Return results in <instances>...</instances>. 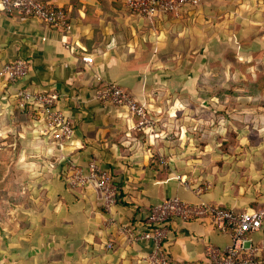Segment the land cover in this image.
Returning a JSON list of instances; mask_svg holds the SVG:
<instances>
[{
  "label": "crops",
  "instance_id": "1",
  "mask_svg": "<svg viewBox=\"0 0 264 264\" xmlns=\"http://www.w3.org/2000/svg\"><path fill=\"white\" fill-rule=\"evenodd\" d=\"M44 1L66 9L70 32L49 30L0 8V70L17 59L29 65L16 82L0 77V142L9 140L4 150L18 156L1 168L21 184L0 212V264H148L153 242L131 232L144 229L151 208L174 198L264 212V163H256L254 150L236 151L239 156L222 165L216 163L219 156L206 161L162 138L153 116L164 108L172 117L189 104L184 99L200 101L202 74L223 64L230 52L250 71L261 67L264 73V0H205L179 16L153 21L131 15L124 0ZM110 85L143 105L151 125L100 101L99 93ZM22 89L58 96L57 108L74 133L56 156L84 172L92 162L111 172L119 192L116 205L105 207L91 186L67 188L59 160L38 161L47 156L48 139L37 140L31 112L18 106L15 96ZM166 101H173L172 107L167 102L162 108ZM185 131L176 130L180 147ZM13 139L20 146L8 144ZM247 238L264 260V220ZM231 243V232L210 220L175 218L167 225L164 248L172 264H211L208 250L221 253Z\"/></svg>",
  "mask_w": 264,
  "mask_h": 264
},
{
  "label": "built area",
  "instance_id": "2",
  "mask_svg": "<svg viewBox=\"0 0 264 264\" xmlns=\"http://www.w3.org/2000/svg\"><path fill=\"white\" fill-rule=\"evenodd\" d=\"M204 2L205 0H124V6L131 15L153 21L171 14L179 16L188 9L201 6ZM0 8L9 13H17L22 18L40 22L52 31L70 32L72 29L66 9L44 0H0ZM82 60L87 63L94 62L91 56H83ZM28 71V63L23 59H17L3 66L0 77L16 82L24 78ZM15 97L21 107L32 108L31 117L47 138L60 143L71 140L74 127L57 108L56 94L22 89ZM98 99L115 107L126 108L142 119L140 125H151L146 108L139 105L117 85L106 87L99 93ZM178 178L182 179L180 176ZM68 180L72 189L93 187L107 208L118 202L119 192L114 178L96 162L90 163L87 172L70 165ZM175 218L210 220L217 229L231 232L232 243L221 253H216L213 249L208 250L211 264H264L258 248L245 246L247 236L262 228L264 212H236L204 201L192 204L178 198L166 200L153 208L144 223V229L137 234L131 232L135 237L139 236L153 242L155 248L147 258L148 264H168L162 244L167 235V225Z\"/></svg>",
  "mask_w": 264,
  "mask_h": 264
},
{
  "label": "trees",
  "instance_id": "3",
  "mask_svg": "<svg viewBox=\"0 0 264 264\" xmlns=\"http://www.w3.org/2000/svg\"><path fill=\"white\" fill-rule=\"evenodd\" d=\"M170 18L173 17V14L164 16L162 18ZM236 68L239 74L245 75L250 82L247 85L242 83H238L241 86H200V101H194L192 99H184L189 101V104L184 105L182 107H178V110H174L172 114V118L170 114H167L164 110V105L168 101L162 104L163 110L160 112L153 113V116L156 117V124L159 128V132L163 133L162 138H168L170 141L173 140L181 149H189L190 151H195L198 154H203V158L206 161H210L212 156H219L222 160H218L216 163L218 165H222L225 162L226 158H231L236 155L237 148H242L243 151L250 153L253 149H258L261 144H264V134L260 131L264 130V126L260 125L258 129L251 128L253 125L252 119L255 117L262 121L264 118V112H261V109H264V73L260 71V68H256L255 71H250L249 66L243 64L237 58ZM225 66L221 63L217 65L210 66L208 69L212 70V73H216L218 70L220 74L225 73ZM230 74L234 73V69L229 70ZM226 74V73H225ZM205 72L202 74L200 81L204 78ZM200 83V82H199ZM229 83H232L230 81ZM235 85V84H233ZM244 91V92H243ZM246 91V93H245ZM243 93V94H241ZM201 101H205L207 105L203 106ZM173 101H169L168 105L172 107ZM194 103V104H193ZM19 107H21L17 101ZM193 104L194 106H191ZM167 105V106H168ZM23 109V113L31 112L32 108L30 106L21 107ZM193 109L194 113L190 114L189 111ZM186 110V111H185ZM185 111V113H184ZM188 111V113H186ZM230 117L227 118L228 112ZM230 120V123L235 124L238 127V132L234 133L233 130H229L225 128L223 131L221 124L224 121ZM250 119L251 127L248 128L250 133H253L257 136V140L254 142L248 141L246 145L240 144L239 138H246L245 136L239 137V132H243L245 125L244 121ZM34 121V120H33ZM173 121V122H170ZM183 121V123H182ZM243 122V123H241ZM34 126L36 127V131L38 132L37 140H45L48 139L46 143V153L47 156H38L40 158V163H56L58 160V165H61L63 168L61 172V179L65 182L66 187L70 190L74 191L70 187L68 180V172L70 169V160L69 159H61L56 156V152L60 151L61 148L67 143H60L49 139L45 136L43 132H41V128L34 121ZM172 128V131L169 130ZM184 128L185 133L188 135L185 143L182 144L183 147H180L178 144L180 141L177 136L176 130H180ZM170 150V149H169ZM179 154V153H178ZM177 154V156H178ZM174 154L168 155V157L173 156ZM255 161L257 163H264V149L259 150L255 153ZM52 159H54L52 161ZM52 161V162H51ZM186 162L191 165V159L186 160ZM45 165V164H44ZM159 165V164H157ZM53 167V164L51 165ZM157 169H161V172H169L168 169L163 168L161 166H156ZM112 175V173L110 172ZM113 177V175H112ZM189 178V177H188ZM31 204V203H29ZM151 208L144 218L145 221L149 218ZM163 250L166 254V258L168 264H172L170 255L167 253L164 248L163 241Z\"/></svg>",
  "mask_w": 264,
  "mask_h": 264
},
{
  "label": "rangeland",
  "instance_id": "4",
  "mask_svg": "<svg viewBox=\"0 0 264 264\" xmlns=\"http://www.w3.org/2000/svg\"><path fill=\"white\" fill-rule=\"evenodd\" d=\"M224 59L225 62L222 64L223 66H225L224 70L225 73L220 74V72L217 70L216 73H212L211 69H207L205 71V76L204 78L199 81L200 83H198L197 86H241L238 85V83H242L244 85H247L248 82H250L248 80V78L245 75H241L238 73L236 65V59L235 57H233L232 53L230 52L229 57H225ZM260 68L261 71V67ZM230 69H234V73L230 74L229 70ZM256 70V69H255ZM230 81H232V83H229ZM235 84V85H233ZM244 92V91H243ZM246 93V91H245ZM243 94V93H241ZM261 112H264V109L260 110ZM228 112V111H227ZM230 117V114L228 112L227 118ZM259 119V118H258ZM256 117L254 119H252L251 121H253V125L251 127V123H250V119H247L246 121L241 122L245 125L243 132H239V137L240 136H247L246 138H242L240 137V144L242 145H246L248 143V141H252L255 143V141L257 140V136H252V138L248 139L250 134V130L248 128H255L258 129L260 125L264 126V118L262 121H259ZM230 120L228 119L227 121H224L221 124L222 130L224 131L225 128H228L229 130H233L234 133H237L238 127L235 126V124L233 125V123L229 122ZM261 133L264 134V130L260 131ZM6 142H8L9 140H4ZM0 142V212H3L6 210V198L8 196L11 195H15L18 194V190L21 187V184L19 183V181H14V179H12V175L14 174L12 171H5L3 168H1V166L3 167L5 164H10L11 162H17V154H13V155H9L6 153V151L4 150L5 142ZM14 144V146H20L18 141H15V139L11 140L8 144ZM242 148L238 147L237 151L239 152ZM264 149V144H261L259 146V148L257 149H253L255 153H257L259 150ZM236 156H239L238 153ZM15 182V183H14Z\"/></svg>",
  "mask_w": 264,
  "mask_h": 264
},
{
  "label": "water",
  "instance_id": "5",
  "mask_svg": "<svg viewBox=\"0 0 264 264\" xmlns=\"http://www.w3.org/2000/svg\"><path fill=\"white\" fill-rule=\"evenodd\" d=\"M245 246L246 247H250L251 246V243L250 242H246Z\"/></svg>",
  "mask_w": 264,
  "mask_h": 264
}]
</instances>
